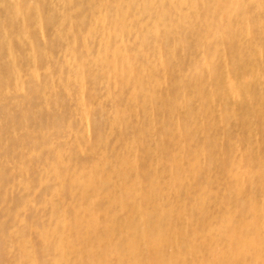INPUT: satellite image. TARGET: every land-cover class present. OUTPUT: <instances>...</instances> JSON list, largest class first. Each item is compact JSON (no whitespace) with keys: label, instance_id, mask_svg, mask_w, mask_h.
<instances>
[{"label":"rangeland","instance_id":"rangeland-1","mask_svg":"<svg viewBox=\"0 0 264 264\" xmlns=\"http://www.w3.org/2000/svg\"><path fill=\"white\" fill-rule=\"evenodd\" d=\"M119 1L0 0V49H2L0 50V87H2L0 88V152L3 153L5 149V155L0 154V177L1 174L5 177L3 186H0V264H28L20 261L22 253L19 241L23 238L22 236L28 238L27 242L32 250L35 264H73L75 258L70 257L71 252L68 249L66 253L69 256L66 257L63 252L65 258L61 261L52 248L58 241L56 240L58 235L53 234L45 238L42 233V230H47V228L50 234L57 233V230L63 229L59 223L64 219L68 229L62 234L66 232L68 237H72L74 242L72 250L84 256L79 264H88L85 253V243L89 232L85 228L87 226L85 223L88 219L94 222L93 231L98 236L96 241L104 240L111 247L114 243L120 244L121 258H124L122 261L127 264L129 263V249L126 242L122 240L124 237L121 233L128 228L129 219L135 220L140 229L146 232V237L140 236L135 241L137 258L143 264H148V262L149 264H235L232 259L233 254L229 251L225 254L220 252L228 241L226 235L229 229L224 225L228 216H232L238 224L236 239L237 245L241 247L242 257L240 260L242 263L238 264L259 263L258 257L261 255L259 246L264 240V228L260 227L264 225V0H138L136 3L128 0L123 9L125 11L129 8L133 12L126 13V16L122 15V18L118 20L115 15L117 11L121 12L116 9L120 4ZM10 4H17L18 7L17 15L19 16L16 15L14 20L11 17L13 12L9 8ZM68 12L70 15L67 16ZM34 16L36 18H33ZM60 20L64 26L60 24ZM36 22L39 24L38 27ZM30 27L32 31L29 30ZM147 27L148 29H145ZM163 27L167 29L164 31ZM56 30L58 34H55ZM87 31H90V36ZM115 32L119 34L115 35ZM85 36L89 37L83 43ZM65 37L67 40L64 39ZM105 43L111 44L105 45ZM14 48L16 51H13ZM106 51L107 53H103ZM99 52L106 55L104 57L108 60L110 59L109 69L101 62L98 63L100 61L97 59ZM115 54L120 56V59H117ZM131 55V66L133 67L131 74H133H130L124 85L119 76L110 75L112 74L110 69L117 59L120 62L117 70H121L123 60ZM77 57L82 61L77 60ZM84 59L88 61L86 67L89 66L86 71L80 73L82 76L78 77L80 80L77 84L71 76L77 74V66L83 64ZM100 65L103 67H99ZM34 69L38 73L36 78L31 75ZM41 72L47 74L44 75ZM64 75L67 76L64 77ZM9 76L12 79L8 80ZM42 83L44 86L46 83L49 84L45 92L47 102L39 95H32V87L34 85L43 86ZM142 84L148 90H140ZM56 90H59L58 95ZM50 91L53 92L50 93ZM86 92L88 97L85 95ZM132 93L136 96L139 95L136 93L140 95L145 93L147 95H144L145 98L141 96L144 104L142 105L140 101L138 104L129 101ZM17 96L19 99L16 98ZM111 97L112 99H109ZM60 98L61 101L64 100V104L59 100ZM154 99L157 100L153 101ZM100 100L103 102L101 103ZM112 101L115 102L111 103ZM79 104H84L91 113L86 121L80 118ZM73 107L74 110H72ZM46 109L49 110L50 116ZM121 111L125 112V117ZM10 112L12 114H9ZM34 113L37 115H33ZM53 121L59 127H53ZM39 122H43L46 126L49 125L50 131L46 140L41 137H28V132L38 127L41 124ZM120 122L122 129L119 128ZM185 126L191 128L190 139L184 135ZM75 134L77 137L74 136ZM55 135L59 136L56 138ZM36 138L39 140L37 141ZM59 138L60 141H58ZM24 140L26 141L23 142ZM57 141L59 149L56 145ZM38 142L39 148H37ZM160 146L165 149V157L159 149ZM167 151L173 152L174 157H169ZM48 154L50 158L47 157ZM30 155H37V157L32 158ZM55 155L62 158L64 166L56 163L51 167L50 163L57 158L53 157ZM52 157L55 159L53 160ZM162 157L164 160H170L168 161L170 165L173 158L178 161L180 181L173 179L177 167L164 166ZM96 162L102 166L107 163L106 167L104 166V172L100 171L102 172L100 180L95 179L99 184L98 195L94 191V185L86 189L94 194L93 200L90 201L86 199L81 186H72L71 180L76 177L84 181L82 180L84 176L92 174V165ZM57 171L63 174L64 186L56 179ZM21 176L22 179H20ZM154 176L157 177L156 189L151 196H148L149 183L151 177ZM20 183L24 185L21 186ZM20 187H24L25 191ZM56 188L60 189L59 196L53 192ZM129 191L138 192L137 201L133 203L126 199L123 204L121 199ZM139 204L141 210L136 209ZM2 206L6 207L2 208ZM239 206H241V211ZM145 212L148 221L143 224L141 218L142 213ZM162 214L168 216L162 220L165 225L162 236H157L153 228L161 219ZM109 215H112L110 220ZM3 216L6 218H2ZM113 220L117 225L111 228L110 233H106V227ZM31 227H33L32 230ZM194 232L197 235L193 236ZM243 232L248 233V239L240 238ZM40 234H42L41 237ZM172 240L175 244L171 243ZM79 246H81L80 249L83 247L82 251ZM188 248L192 251L187 252ZM95 252L98 257H102L98 251ZM175 252H178L179 257L182 258L179 262L173 260ZM262 256H264L263 251ZM118 262L111 248V251L106 256L104 255V264H118Z\"/></svg>","mask_w":264,"mask_h":264},{"label":"bare ground","instance_id":"bare-ground-1","mask_svg":"<svg viewBox=\"0 0 264 264\" xmlns=\"http://www.w3.org/2000/svg\"><path fill=\"white\" fill-rule=\"evenodd\" d=\"M5 1V0H4ZM13 1V0H12ZM65 1V0H64ZM69 1V0H68ZM94 1V0H93ZM118 1V0H117ZM138 0H131V2H133V3H136ZM171 1H173V0H171ZM182 1V0H181ZM242 1H244V0H242ZM11 2V1H10ZM52 2V1H51ZM55 2H56V0H55ZM90 2V1H89ZM99 2V1H98ZM101 2V1H100ZM126 2H128V0H120L119 1V5L116 7V9H119L121 12L120 13H118V11L116 12L117 13V15H115V16H117V18H118V20H119V18L121 17L122 18V15H125L126 13H130V12H133V10H130L127 6H126V9L127 10H125L124 11V5L126 4ZM151 2V1H150ZM184 2V1H183ZM186 2V1H185ZM2 3V2H1ZM4 3V2H3ZM19 3V2H18ZM64 2L62 1V4H63ZM102 4H103V2H101ZM133 3H132V5H133ZM180 3V2H179ZM54 4V3H53ZM58 4V3H57ZM71 4V3H70ZM73 4V3H72ZM102 4H101V6H102ZM140 4V3H139ZM153 4V3H152ZM257 4V3H256ZM17 5V4H16ZM16 5H12V4H10V6H9V8H10V10H12L11 12H13V13H11L12 14V19L14 20V17L17 15V13H18V7L16 6ZM104 5V4H103ZM143 5H144V3H143ZM181 5H182V3H181ZM30 6V5H29ZM35 6V5H34ZM54 6V5H53ZM58 6V5H57ZM260 6V5H259ZM39 7V6H38ZM55 7V6H54ZM63 7V6H62ZM106 7V6H105ZM104 7V9H106ZM258 7V6H257ZM262 7V6H261ZM102 8H103V6H102ZM101 8V9H102ZM260 8V7H259ZM24 9V8H23ZM138 9H139V5H138ZM20 10V9H19ZM30 10V9H29ZM35 10H36V8H35ZM40 10V9H39ZM63 10V9H62ZM97 10V9H96ZM144 10V9H143ZM258 10V9H257ZM55 11V10H54ZM53 11V12H54ZM73 11V10H72ZM71 11V12H72ZM76 11V10H75ZM78 11H79V8H78ZM98 11H99V9H98ZM109 11V10H108ZM124 11V13H122ZM261 11V10H260ZM60 12H62V11H60ZM102 12V11H101ZM135 12H136V10H135ZM179 12V11H178ZM263 12V11H262ZM22 13V12H21ZM29 13V12H28ZM37 13V12H36ZM41 13V12H40ZM69 13V12H68ZM100 13V12H99ZM105 12H103V14H104ZM110 13V12H109ZM162 13H164L165 14V12H162ZM26 14H27V12H26ZM35 14V13H34ZM42 14V13H41ZM72 14H73V12H72ZM108 14V13H107ZM36 15V14H35ZM53 15V14H52ZM59 15V14H58ZM64 16H65V14H63ZM67 16L68 15H70V13L69 14H66ZM99 15V14H98ZM101 15H102V13H101ZM17 16H19V15H17ZM37 16H38V14H37ZM92 16V15H91ZM95 16V15H94ZM126 16V15H125ZM124 16V17H125ZM140 17H141V15H139ZM248 16H249V14H248ZM27 17V16H26ZM42 17V16H41ZM70 17V16H69ZM68 17V19H71V18H69ZM84 17V16H83ZM97 17V16H96ZM99 17V16H98ZM97 17V18H98ZM123 17V18H124ZM21 18V17H20ZM32 18V17H31ZM33 18H36L35 16L33 17ZM32 18V19H33ZM63 18V17H62ZM117 18H115V19H117ZM137 18V17H136ZM139 18V17H138ZM6 19V18H5ZM4 19V20H5ZM25 19V18H24ZM96 19V18H95ZM102 19V18H101ZM110 19H112V18H110ZM26 20V19H25ZM25 20H24V22H25ZM37 20V19H36ZM35 20V21H36ZM62 20V19H61ZM60 20V21H61ZM65 20H66V18H65ZM99 21H101L100 19H98ZM105 20V19H104ZM122 20H124V19H122ZM147 20H149V19H147ZM7 21H8V19H7ZM33 21V20H32ZM38 21V20H37ZM43 21V20H42ZM96 21V20H95ZM105 21H107V20H105ZM129 21H130V19H129ZM13 22V21H12ZM11 22V23H12ZM29 22V21H28ZM27 22V23H28ZM52 22V21H51ZM66 22V21H65ZM64 22V23H65ZM72 22V21H71ZM104 22V21H103ZM125 21H123V23H124ZM148 22V21H147ZM19 23H21L20 21H19ZM37 23V22H36ZM74 23H75V21H74ZM81 23V22H80ZM106 23V22H105ZM116 23V22H115ZM128 23V22H127ZM154 23V22H153ZM246 23H248V21L246 22ZM261 23H262V21H261ZM264 23V22H263ZM13 24V23H12ZM60 24L62 25L63 23H62V21L60 22ZM94 24H95V22H94ZM101 24V23H100ZM34 25V24H33ZM38 23H37V27H38ZM75 25V24H74ZM102 25V24H101ZM115 25H117V23L115 24ZM114 25V26H115ZM140 25V24H139ZM142 25V24H141ZM3 26H4V23H3ZM15 26H17V25H15ZM29 26V25H28ZM35 26V25H34ZM58 26H60V25H58ZM63 26H64V24H63ZM63 26H62V30H63ZM107 26V25H106ZM111 26V25H110ZM122 26H124V25H122ZM143 26V25H142ZM250 26H253V25H250ZM259 26V25H258ZM13 26H11V28H12ZM41 27H42V25H41ZM54 27H56V26H54ZM94 26H92V28H93ZM96 27V26H95ZM19 28V27H18ZM27 28V27H26ZM33 28H35V27H33ZM103 28H104V26H103ZM103 28H102V30H103ZM107 28H108V26H107ZM110 28V27H109ZM116 28V27H115ZM125 28V27H124ZM164 28V27H163ZM252 28V27H251ZM3 29V28H2ZM13 29V28H12ZM54 29V28H53ZM56 29V28H55ZM74 29V28H73ZM94 29V28H93ZM92 29V30H93ZM114 29V28H113ZM112 29V30H113ZM141 29H142V27H141ZM145 29H148V27L147 28H145ZM167 29V28H166ZM165 28H164V31L166 30ZM171 29V28H170ZM170 29H169V31H170ZM6 30V29H5ZM29 30H31L32 31V29H31V27H30V29ZM59 30V29H58ZM78 30H80V29H78ZM109 30V29H108ZM130 30V29H129ZM7 31V33H8V30H6ZM31 31H30V34H31ZM37 31H38V29H37ZM45 31V30H44ZM115 31V30H114ZM147 31V30H146ZM250 31V30H249ZM4 32V31H3ZM14 32H15V30H14ZM69 32V31H68ZM67 32V33H68ZM71 32V31H70ZM80 32V31H79ZM88 32V31H87ZM90 32V31H89ZM88 32V33H89ZM94 32H95V30H94ZM98 32V31H97ZM108 32V31H107ZM113 32V31H112ZM112 32H110V34L112 33ZM251 32H252V30H251ZM40 33V32H39ZM87 33V34H88ZM99 33V32H98ZM105 33V32H104ZM116 33L117 34H119V32H115V35H116ZM164 33H166V32H164ZM247 33H248V29H247ZM4 34V33H3ZM55 34H58L57 33V30H56V33ZM73 34V33H72ZM109 34V33H108ZM107 34V35H108ZM32 35V34H31ZM69 35H70V33H69ZM74 35V34H73ZM84 35V34H83ZM89 36L91 35L90 33L88 34ZM103 35V34H102ZM101 35V36H102ZM105 35V34H104ZM112 35V34H111ZM137 35V34H136ZM248 35H249V33H248ZM253 35V34H252ZM4 36V35H3ZM11 36H13L12 34H11ZM14 36H16V35H14ZM41 36V35H40ZM45 36V35H44ZM63 36V35H62ZM67 36H68V34H67ZM89 36H85V39H84V42L83 43H85V41H87L86 39L89 37ZM108 36H110V35H108ZM118 36V35H117ZM251 36V35H250ZM46 37V36H45ZM82 37H84V36H82ZM13 38V37H12ZM21 38V37H20ZM59 38H60V36H59ZM68 38V37H67ZM109 38V37H108ZM166 38V37H165ZM7 39V38H6ZM5 39V40H6ZM16 39V38H15ZM64 39H66V37L64 38ZM82 39V40H83ZM92 39V38H91ZM94 39V38H93ZM105 39V38H104ZM116 39H117V37H116ZM123 39V38H122ZM122 39H121V42L123 43V41H122ZM158 39V38H157ZM17 40V39H16ZM23 40V39H22ZM32 40H33V38H32ZM36 40H37V37H36ZM60 40H61V38H60ZM67 40V39H66ZM71 40H73V39H71ZM75 40H76V38H75ZM98 40H100V39H98ZM19 41V40H18ZM47 41V40H46ZM62 42H63V40H61ZM78 41V40H77ZM101 41V40H100ZM107 41V40H106ZM109 41H110V39H109ZM164 41L167 43V40H165L164 39ZM207 41V40H206ZM1 42V41H0ZM25 42V41H24ZM67 42V41H66ZM65 42V43H66ZM74 42V41H73ZM73 42H72V44H73ZM120 42V43H121ZM6 42H4V44H5ZM13 43V42H12ZM34 43V42H33ZM37 43V42H36ZM78 43V42H77ZM8 44V43H7ZM72 44H70L71 46H72ZM99 44H100V42H99ZM107 44H111V43H105V45H107ZM124 44V43H123ZM1 45V44H0ZM19 45H20V43H19ZM62 45V44H61ZM67 45H69L68 43H67ZM118 45H121V44H118ZM118 45H117V47H118ZM13 46V45H12ZM21 46H23V45H21ZM28 46V45H27ZM108 46H111V45H108ZM107 46V47H108ZM124 46V45H123ZM2 47V46H1ZM23 47H26V46H23ZM67 47V46H66ZM65 47V48H66ZM105 47V46H104ZM106 47V48H107ZM112 47V46H111ZM125 47V46H124ZM158 47H161V46H159L158 45ZM258 47V46H257ZM43 48V47H42ZM41 48V49H42ZM73 48H74V46H73ZM100 48V47H99ZM98 48V49H99ZM109 48V47H108ZM223 48V47H222ZM36 49V48H35ZM59 49V48H58ZM62 49V48H61ZM76 49H77V44H76ZM105 49V48H104ZM109 49H111V48H109ZM260 49V48H259ZM0 50H2V49H0ZM16 51V49L14 48L13 49V51ZM45 50V49H44ZM68 50V49H67ZM69 50H71L70 48H69ZM74 50V49H73ZM81 50V49H80ZM85 50H86V48H85ZM107 50V49H106ZM113 50V49H112ZM118 50V49H117ZM26 51V50H25ZM63 51H64V49H63ZM82 51V50H81ZM89 51V50H88ZM99 51V50H98ZM105 51V50H104ZM107 51H109V50H107ZM107 51L106 52H103V53H107ZM115 51H116V49H115ZM75 52V51H74ZM119 52V51H118ZM159 52V51H158ZM162 52V51H161ZM261 52V51H260ZM259 52V53H260ZM15 53H17V52H15ZM43 53H45V52H43ZM81 53V52H80ZM86 53V52H85ZM109 53V52H108ZM120 53V52H119ZM123 53H127V52H123ZM224 53H225V49H224ZM262 53V52H261ZM37 54H38V52H37ZM40 54V53H39ZM65 54V53H64ZM63 54V55H64ZM68 54H69V52H68ZM67 54V55H68ZM71 54V53H70ZM77 54V53H76ZM87 54V53H86ZM111 54H112V52H111ZM117 54V53H116ZM115 54V55H116ZM121 54V53H120ZM160 54V53H159ZM19 55V54H18ZM52 55V54H51ZM61 54L59 53V56H60ZM98 57H97V59L98 60H100V61H98L96 58H93V59H96L97 61H98V63L99 62H101L107 69H109V65L111 64L109 61H110V59L108 60L106 57H104V56H106V55H103L102 54V52H99L98 54ZM99 55H101V56H99ZM103 55V56H102ZM16 56H17V54H16ZM39 56V55H38ZM48 57H49V54L47 55ZM58 56V57H59ZM78 57H79V53H78V55H77ZM88 56V55H87ZM92 56V55H91ZM117 56V55H116ZM167 56V55H166ZM18 57V56H17ZM65 57H67V56H65ZM77 57V58H78ZM80 57H82V56H80ZM90 57V56H89ZM104 57V58H103ZM118 57V58H117ZM116 58L117 59H120L119 57L120 56H117ZM132 55L130 56V57H127L126 59H124L123 60V62H122V65H121V70H117L119 67H118V64L120 63V62H118L117 61V59H115V61L116 62H114V64H113V67H112V69H110V71H111V73L112 74H110V75H115V76H119L120 77V79H122V81L124 82L123 84L125 85V83H126V81H127V79H128V77L130 76V74H131V72H132V69H133V67L131 66L132 65ZM253 57V56H252ZM261 57H262V55H261ZM41 58V57H40ZM44 58H45V56H44ZM92 58V57H91ZM160 58H162L161 56H160ZM172 58H173V56H172ZM224 58H225V55H224ZM223 58V59H224ZM19 59V58H18ZM52 58H50V60H51ZM65 59V58H64ZM67 59V58H66ZM70 59H72V57L70 58ZM85 59H87V58H85ZM84 59V60H85ZM77 60H79V58L77 59ZM81 60V59H80ZM79 60V61H80ZM88 60V59H87ZM87 60H85L84 61V63L83 64H81V65H79V66H77V69H78V72H77V74L74 76L73 74V76H71L73 79H74V82L75 83H77L78 84V81L80 80V78H79V80H78V77H80V76H82V75H80V73L82 72V71H86L87 70V67L89 66H87L86 67V64L88 63V61ZM114 60V59H113ZM30 61V60H29ZM82 61V60H81ZM93 61V60H92ZM255 61V60H254ZM5 62V61H4ZM31 62V61H30ZM29 62V63H30ZM39 62V61H38ZM160 62H161V60H160ZM256 62V61H255ZM254 62V63H255ZM22 63V62H21ZM21 63H19V65L21 64ZM66 63V62H65ZM93 63V62H92ZM97 63V62H96ZM226 63V62H225ZM256 64V63H255ZM22 65V64H21ZM29 65V64H28ZM63 65H65V64H63ZM67 65V64H66ZM65 65V66H66ZM92 65V64H91ZM161 65H162V63H161ZM95 67L97 66V64L96 65H94ZM111 66V65H110ZM262 66V65H261ZM7 67V66H6ZM22 67V66H21ZM48 67V66H47ZM63 67V66H62ZM91 67V66H90ZM99 67H101V65L99 66ZM103 67V66H102ZM101 67V68H102ZM25 68V67H24ZM29 69H30V67H28ZM38 68H39V66H38ZM94 68V67H93ZM46 69V68H45ZM51 69V68H50ZM61 69V68H60ZM68 69V68H67ZM92 69V68H91ZM90 69V70H91ZM98 69V68H97ZM254 69V68H253ZM9 70V69H8ZM21 70V69H20ZM26 70V69H25ZM24 70V71H25ZM89 70V69H88ZM257 70H258V68H257ZM23 71V72H24ZM40 71H41V69H40ZM51 71V70H50ZM58 71H60V70H58ZM26 72H27V70H26ZM33 73H31V75H32V77L33 78H36L37 77V75H38V73H37V70H33L32 71ZM101 72H103V71H101ZM41 73H43V72H41ZM68 73H70V71L68 72ZM260 73V72H259ZM9 74V73H8ZM44 75H46L47 73H43ZM49 74V73H48ZM83 74H84V72H83ZM91 74V73H90ZM133 74V73H132ZM131 74V75H132ZM2 75V74H1ZM30 75V73L28 74V76ZM8 76V75H7ZM48 76V75H47ZM65 76H67V75H64V77ZM94 76H96V75H94ZM5 77V76H4ZM21 77H22V74H21ZM85 77V76H84ZM165 77V76H164ZM6 78V77H5ZM24 78V77H23ZM27 78V77H26ZM30 78H31V76H30ZM42 78V77H41ZM45 78V77H44ZM47 78V77H46ZM9 79H12V77L10 78V76L8 77V80ZM50 79V78H49ZM48 79V80H49ZM55 79V78H54ZM58 79V78H57ZM64 79H66V78H64ZM86 79V78H85ZM93 79V78H92ZM96 79V78H95ZM94 79V80H95ZM109 79V78H108ZM1 80V79H0ZM25 80V79H24ZM34 80V79H33ZM72 80V79H71ZM116 80V79H115ZM2 81H3V79H2ZM37 81V80H36ZM43 81V80H42ZM110 82H111V80H109ZM109 81H108V83H109ZM6 82V81H5ZM11 82V81H10ZM115 82V81H114ZM34 83V82H33ZM116 83V82H115ZM27 84V83H26ZM43 84V83H42ZM52 84V83H51ZM60 84V83H59ZM65 84V83H64ZM107 84V83H106ZM6 85V84H5ZM11 85V84H10ZM9 85V86H10ZM61 85V84H60ZM72 85H73V83H72ZM100 85H101V83H100ZM13 86V85H12ZM28 86H29V84H28ZM33 86V85H32ZM59 86V85H58ZM62 86V85H61ZM65 86V85H64ZM78 86V85H77ZM95 86V85H94ZM115 86H117V85H115ZM115 86H114V88H115ZM49 87V84L48 83H46L45 84V86H44V84H43V86L42 85H40V86H36V85H34L33 87H32V89H33V92H32V95L33 94H35V95H39L40 96V98H43V99H45V101L47 102V100H46V98H45V92H47L46 90H47V88ZM50 87H51V85H50ZM86 87V86H85ZM0 88H2V87H0ZM31 88V87H30ZM30 88H28V89H30ZM65 88H66V86H65ZM75 88V87H74ZM108 88V87H107ZM32 89H30L31 91H32ZM86 89V88H85ZM142 89H147V87L145 86V85H141V87H140V90H142ZM79 90V89H78ZM115 90V89H114ZM148 90V89H147ZM49 91V90H48ZM63 91H64V88H63ZM73 91V90H72ZM1 92V91H0ZM51 92H53V91H50V93ZM57 92H59V90L57 91L56 90V93ZM74 92V91H73ZM92 92H94V91H92ZM91 92V93H92ZM30 93V92H29ZM64 93V92H63ZM72 93V92H71ZM88 93H89V90H88ZM97 93V92H96ZM96 93H94V94H96ZM101 93V92H100ZM111 93V92H110ZM48 94V93H47ZM52 94H54V93H52ZM51 94V95H52ZM66 94V93H65ZM122 94V93H121ZM136 94H139L138 96H136L135 94H133L132 93V95H131V97L128 99L129 101H131L132 103H139L138 101H140V103H142V105L144 104V101H143V99H142V97L141 96H143L144 97V95L145 96H147L145 93L144 94H142V95H140V93H136ZM149 95H150V93H148ZM30 96H31V94H29ZM28 95V96H29ZM57 95H58V93H57ZM87 97H88V95H87V92H86V94H85ZM6 96V95H5ZM67 96V95H66ZM74 96V95H73ZM112 96V95H111ZM115 96V95H114ZM154 96V95H153ZM1 97V96H0ZM7 97V96H6ZM9 97V96H8ZM52 97V96H51ZM57 97V96H56ZM59 97V96H58ZM79 97H81V96H79ZM115 97H117V96H115ZM149 97H151V96H149ZM10 98H13V97H10ZM16 98H18V96L16 97ZM22 98H24V97H22ZM26 98V97H25ZM53 98V97H52ZM64 98V97H63ZM70 98V97H69ZM145 98V97H144ZM5 99V98H4ZM8 99V98H7ZM19 99V98H18ZM29 99V98H28ZM32 99V98H31ZM66 99H68L67 97H66ZM109 99H112V97L111 98H109ZM116 99V98H115ZM118 99V98H117ZM39 100V99H38ZM50 100V99H49ZM60 101H61V98L59 99ZM76 100H77V98H76ZM79 100V99H78ZM87 100H88V98H87ZM90 100V99H89ZM88 100V101H89ZM94 100V99H93ZM102 100V99H101ZM100 100V101H101ZM103 100H105V99H103ZM151 100V99H150ZM157 99H154L153 101H156ZM160 100V99H159ZM26 101V100H25ZM28 101V100H27ZM51 101V100H50ZM59 101V102H60ZM63 101V104H64V100H62ZM61 101V102H62ZM87 101V102H88ZM116 101V100H115ZM115 101H112L111 103H113V102H115ZM117 101H124V100H117ZM1 102V101H0ZM18 102H20V101H18ZM90 102V101H89ZM103 101H101V103H102ZM3 103V102H2ZM1 103V104H2ZM6 103V102H5ZM31 103V102H30ZM55 103V102H54ZM68 103H69V101H68ZM72 103H74V102H72ZM98 103H99V101H98ZM62 104V103H61ZM88 104V103H87ZM19 105H20V103H19ZM23 105H24V103H23ZM22 105V106H23ZM44 105V104H43ZM46 105H47V103H46ZM69 105H70V103H69ZM80 105V104H79ZM96 105V104H95ZM1 106V105H0ZM13 106H16V105H13ZM21 106V107H22ZM30 106V105H29ZM45 106V105H44ZM74 107H75V105H73ZM91 106V105H90ZM97 106V105H96ZM116 106V105H115ZM152 106V105H151ZM12 107V106H11ZM20 107V106H19ZM74 107H73V109L72 110H74ZM81 107V108H80ZM80 107H78V108H80L81 109V116H80V118L83 120V121H86V120H88L89 119V117H90V112H89V110H87V107L84 105V104H81L80 105ZM95 107V106H94ZM98 107V106H97ZM42 108V107H41ZM91 108V107H90ZM51 109V108H50ZM57 107H56V111H57ZM60 109V108H59ZM94 109V108H93ZM92 109V110H93ZM118 109H120V107L118 108ZM138 109V108H137ZM1 110V109H0ZM7 110H8V108H7ZM38 110H39V106H38ZM38 110H36V112L38 111ZM42 110V109H41ZM40 110V111H41ZM71 110V109H70ZM105 110V109H104ZM11 111V110H10ZM22 111H24V110H22ZM26 111V110H25ZM32 111V110H31ZM35 111V110H34ZM46 111H48L49 112V110H47L46 109ZM100 111H101V105H100ZM110 111V110H109ZM113 111V110H112ZM152 111V110H151ZM3 112V111H2ZM7 112V111H6ZM14 112V111H13ZM73 111H71V113H72ZM105 112V111H104ZM116 112H118V110H116ZM116 112H115V114H116ZM121 112H123V111H121ZM137 112V111H136ZM3 113H5V112H3ZM2 113V114H3ZM16 113V112H15ZM26 113V112H25ZM42 113V112H41ZM60 113V112H59ZM76 113V112H75ZM77 113H78V111H77ZM76 113V114H77ZM109 113H111V112H109ZM109 113H108V116H109ZM113 113V112H112ZM124 113V117H125V112H123ZM152 113H154V112H152ZM9 114H12L11 112L9 113ZM36 113H34L33 115H35ZM50 114V112L48 113V115ZM121 114V113H120ZM5 115V114H4ZM29 115V114H28ZM37 115V114H36ZM56 115V114H55ZM62 115V114H61ZM65 115V114H64ZM114 115V114H113ZM11 116V115H10ZM50 116V115H49ZM57 116V115H56ZM63 116V115H62ZM69 116H70V114H69ZM120 116V115H119ZM153 116V115H152ZM4 117V116H3ZM21 117V116H20ZM36 117V116H35ZM72 118H73V116H71ZM78 116H76V118H77ZM114 117V116H113ZM5 118V117H4ZM12 118V117H11ZM27 118V117H26ZM33 118V117H32ZM37 118V117H36ZM35 118V119H36ZM48 118V117H47ZM55 118V117H54ZM76 118H75V121H76ZM79 118V119H80ZM115 118V117H114ZM114 118H113V120H114ZM117 118V117H116ZM122 118H123V114H122ZM178 118V117H177ZM39 120H40V118H38ZM61 119H62V117H61ZM64 119V118H63ZM62 119V120H63ZM130 119V118H129ZM19 120H20V118H19ZM38 120V121H39ZM54 120V119H53ZM58 120V119H57ZM73 120V119H72ZM91 120V119H90ZM8 121V120H7ZM14 121V120H13ZM64 121V120H63ZM115 121H117V120H115ZM119 121H121V120H119ZM179 120H177V123H179L178 122ZM20 122H22V120L20 121ZM112 122V121H111ZM126 122V121H125ZM124 122V123H125ZM8 123V122H7ZM30 123V122H29ZM28 123V124H29ZM39 123H41L38 127H36V128H34V130H32V131H29L28 132V137L30 138L31 136H35V137H41V138H45L44 140H46L47 138H48V133H49V131H50V129H49V125L48 126H46V125H44L43 124V122H39ZM53 124V127L54 126H56V124H54V121L52 122ZM63 123H65V122H63ZM66 123H67V120H66ZM65 123V124H66ZM72 123V122H71ZM91 123V122H90ZM115 123V122H114ZM154 123V122H153ZM36 124H37V122H36ZM47 124H48V122H47ZM105 124V123H104ZM111 124V123H110ZM113 124V123H112ZM126 124V123H125ZM125 124H124V127H125ZM17 125V124H16ZM59 125V124H58ZM64 125V124H63ZM86 125V124H85ZM115 126H116V124H114ZM121 122H120V126H119V128L121 127ZM179 125V124H178ZM32 126H33V124H32ZM69 126H71V125H69ZM127 126V125H126ZM135 126V125H134ZM157 126H159V125H157ZM18 127V126H17ZM20 127V126H19ZM24 127V126H23ZM28 127H30V126H28ZM57 127H59V126H56L55 128H57ZM66 128H67V126H65ZM78 127H79V125H78ZM136 127V126H135ZM178 127H180V126H178ZM186 127V126H185ZM51 128V127H50ZM127 128V127H126ZM125 128V129H126ZM16 129H19V128H16ZM78 129V128H77ZM76 129V130H77ZM121 129H122V127H121ZM178 129V128H177ZM180 129V128H179ZM20 130V129H19ZM67 130H69V128L67 129ZM71 130V129H70ZM120 130V129H119ZM154 130H155V128H154ZM4 131V130H3ZM57 131H58V129H57ZM61 131H62V128H61ZM91 131V130H90ZM120 131H122V130H120ZM179 131V130H178ZM190 131H191V128H189V127H186V128H184L183 129V132H184V135H185V137L187 138V139H190V137H191V135H190ZM58 132H60V131H58ZM78 132V131H77ZM180 132H181V130H180ZM101 133V132H100ZM121 133V132H120ZM125 133H126V131H125ZM22 134V133H21ZM26 134V136H27V132L25 133ZM78 134V136H79V133H77ZM86 134V133H85ZM111 134H113V133H111ZM53 136V135H52ZM56 136H59V135H55V137ZM74 136H76L77 137V135L75 134ZM82 136H83V134H82ZM111 136H113V135H111ZM142 136V135H141ZM21 137H22V135H21ZM25 137V136H24ZM63 137V136H62ZM80 137V136H79ZM78 137V138H79ZM98 137H100V136H98ZM97 137V138H98ZM101 137H102V135H101ZM193 137V136H192ZM8 138V137H7ZM36 138V139H37ZM57 138V137H56ZM64 138V137H63ZM75 138V137H74ZM81 138V137H80ZM80 138H79V143L81 144V142H80ZM111 138V137H110ZM35 139V138H34ZM83 139V138H82ZM92 139V138H91ZM22 140V139H21ZM39 139H37V141H38ZM49 140V139H48ZM47 140V141H48ZM51 141H52V139H50ZM49 140V141H50ZM62 140V139H61ZM65 140V139H64ZM88 140V139H87ZM100 140H102V139H100ZM119 140V139H118ZM15 141V140H14ZM26 140H24L23 142H25ZM41 141V140H40ZM58 141H60V138H59V140ZM56 142V145H57V143H59V142ZM63 141V140H62ZM75 141V140H74ZM78 141V140H77ZM82 141V140H81ZM84 141V140H83ZM107 141H109V139L107 140ZM44 142H46V141H44ZM67 142V141H66ZM66 142H62L63 144L64 143H66ZM85 142V141H84ZM98 142H99V139H98ZM102 142H103V140H102ZM128 142V141H127ZM126 142V143H127ZM132 142V141H131ZM175 142V141H174ZM11 143V142H10ZM27 143V142H26ZM49 143V142H48ZM55 143V142H54ZM76 143V142H75ZM93 143V142H92ZM107 143V142H106ZM125 143V144H126ZM28 144V143H27ZM51 144V143H50ZM68 144V143H67ZM88 144V143H87ZM95 144V143H94ZM24 145V144H23ZM22 145V146H23ZM46 145H49V144H46ZM74 145H76V144H74ZM107 145V144H106ZM116 145V144H115ZM132 145H133V143H132ZM27 146V145H26ZM36 146V145H35ZM63 146V145H62ZM65 146V145H64ZM63 146V147H64ZM68 146V145H67ZM79 146H81V145H79ZM83 146V145H82ZM85 146H87V145H85ZM100 146H101V144H100ZM125 146H127V145H125ZM21 147V146H20ZM28 147V146H27ZM40 146H39V142H38V147L37 148H39ZM56 147V146H55ZM57 147H58V145H57ZM88 147V146H87ZM7 148V147H6ZM37 148H35V149H37ZM67 148V147H66ZM71 148V147H70ZM58 149H59V147H58ZM87 149V148H86ZM95 149V148H94ZM159 149H160V151H161V153L163 154V156H164V154H166V152H165V149L162 147V146H160L159 147ZM24 150V149H23ZM27 150H28V148H27ZM34 150V149H33ZM55 150V149H54ZM81 150V152H83V150L82 149H80ZM28 151H30V149L28 150ZM56 151V150H55ZM62 152H63V150H61ZM79 151V150H78ZM77 151V152H78ZM22 152V151H21ZM26 152V151H25ZM24 152V153H25ZM52 152V151H51ZM85 152H86V150H85ZM3 153H4V155H5V149H4V151H3ZM3 153H1L0 152V154H3ZM23 153V152H22ZM32 154H33V151L31 152ZM31 153H29V154H31ZM47 153V152H46ZM64 153V152H63ZM93 153V152H92ZM103 153V152H102ZM137 153V152H136ZM135 153V154H136ZM65 154V153H64ZM63 154V155H64ZM68 154V153H67ZM70 154H71V152H70ZM73 154V153H72ZM91 154V153H90ZM105 154V153H104ZM106 154H107V152H106ZM3 155V156H4ZM21 155V154H20ZM28 155V154H27ZM66 155V154H65ZM78 155H81V154H78ZM140 155V154H139ZM167 155L170 157L171 156V158L172 157H174V154H173V152H168L167 151ZM177 155V154H176ZM37 157V155H30V157H32V158H36ZM47 156V155H46ZM8 157V156H7ZM13 156H11V158H12ZM23 157V156H22ZM24 157H26V156H24ZM29 157V156H28ZM45 157V156H44ZM48 158H50V156H49V154H48V156H47ZM53 157H57L56 158V160L54 161V162H51L50 164L52 165L51 167H53L54 165H56V163H58V164H62L63 166H64V162H63V160H62V158L60 157V156H58V155H55V156H53ZM52 157V158H53ZM69 157H71V156H69ZM135 157H136V155H135ZM134 157V158H135ZM165 157V156H164ZM164 157H162V161L164 162V166H176L177 167V165H178V161H176L174 158H173V161L171 162V165H170V162H168V161H170V160H164ZM3 158V157H2ZM10 158V157H9ZM136 158H138V157H136ZM55 158H53V160H54ZM3 160V159H2ZM21 160V159H20ZM44 160V159H43ZM71 160H72V158H71ZM10 161V160H9ZM9 161H7V163L9 162ZM37 161H38V159H37ZM48 161V160H47ZM144 161V160H143ZM142 161V162H143ZM0 162H1V160H0ZM14 162H16V161H14ZM29 162V161H28ZM41 162V161H40ZM125 162V161H124ZM124 162H122V163H124ZM135 162V161H134ZM136 162H137V159H136ZM17 163V162H16ZM68 163V162H67ZM107 163V162H106ZM106 163H105V165H106ZM18 164V163H17ZM29 164V163H28ZM35 164H36V162H35ZM39 164V163H38ZM135 164H137V163H135ZM21 165V164H20ZM37 165V164H36ZM46 165H47V162H46ZM104 165V166H105ZM132 165V164H131ZM41 166V165H40ZM104 166H102L100 163H94L93 165H92V170H91V172H92V174L89 176V175H86V176H84V179H82V180H84V181H80V179H78V178H73L72 180H71V185L72 186H74V185H80L81 186V188H82V190L85 192V196H86V199H88V200H93V198L94 197H92V196H94V194L92 193V192H88V190H86V189H88V186H91V185H94V191L97 193V195H98V193H99V184H97V182L95 181V179H99L100 178V175L102 174V172L100 173V171H103L104 172V170H105V167ZM50 167V166H49ZM59 167V166H58ZM62 167V166H61ZM26 168H29V166L27 167L26 166ZM150 169V168H149ZM50 170V169H49ZM48 170V171H49ZM55 170V169H54ZM56 171V170H55ZM179 172H180V169H179V167H177V171L175 172V175H174V177H173V179L174 180H179L180 181V175H179ZM43 173V172H42ZM84 173H85V171H84ZM84 173H83V175H84ZM27 174H29V173H27ZM50 174V173H49ZM56 175V179H57V181H59V183L60 184H63V186H64V182L62 181L63 180V174L61 173V172H56L55 173ZM130 174V173H129ZM54 175V174H53ZM107 175H108V173H107ZM110 175V174H109ZM17 176V175H16ZM45 176H46V174H45ZM111 176V175H110ZM124 176H125V173H124ZM128 176V175H127ZM127 176H126V178H127ZM108 177V176H107ZM3 178H5L4 177V175L3 174H1V177H0V186H3ZM28 178H29V176H28ZM46 178V177H45ZM49 178V177H48ZM66 178V177H65ZM19 179V178H18ZM20 179H22V176H21V178ZM55 180V179H54ZM100 180V179H99ZM109 180H110V178H109ZM46 181V180H45ZM44 181V182H45ZM56 181V180H55ZM103 181V180H102ZM156 182H157V177L156 176H154V177H151V180H150V183H149V188H148V196H151L153 193H154V190L156 189ZM31 183V182H30ZM47 183V182H46ZM5 184V183H4ZM105 184V183H104ZM183 184V183H182ZM16 185V184H15ZM20 185L21 186H23L21 183H20ZM45 185V184H44ZM54 185H55V183H54ZM54 185H52V186H54ZM59 185V184H58ZM5 186V185H4ZM17 186V185H16ZM19 186V185H18ZM33 186V185H32ZM56 186V185H55ZM15 187V186H14ZM5 188V187H4ZM11 188H12V186H11ZM19 188V187H18ZM21 188V187H20ZM35 188V187H34ZM54 188V187H53ZM21 189H24V187L23 188H21ZM36 189H38V188H36ZM64 189V188H63ZM91 189H93V188H91ZM1 190V189H0ZM11 190V189H10ZM60 189H58V188H56L55 189V191H53L54 193H57V195H58V191H59ZM78 190V189H77ZM86 190V191H85ZM180 190V189H179ZM12 191H14V190H12ZM11 191V192H12ZM20 192H21V190H19ZM18 191V192H19ZM24 191H25V189H24ZM93 191V192H94ZM17 192V193H18ZM19 192V193H20ZM35 192V191H34ZM37 192V191H36ZM35 192V193H36ZM44 192V191H43ZM19 193H18V196H20L19 195ZM23 193V192H22ZM11 194V193H10ZM24 194H26V193H24ZM23 195V194H22ZM36 195V194H35ZM50 195V194H49ZM49 195H47V196H49ZM54 195V194H53ZM60 195V194H59ZM58 195V196H59ZM26 196V195H25ZM56 196V195H55ZM117 196V195H116ZM10 197H11V195H10ZM44 197H45V195H44ZM46 198V197H45ZM44 198V199H45ZM54 198V197H53ZM137 198H138V192L137 191H129V192H126L125 194H124V196H123V198L121 199V202L123 203V202H125L126 201V199L128 200H130L131 202H136L137 201ZM147 198V197H146ZM20 199H21V197H20ZM56 199V198H55ZM116 199V198H115ZM115 199H113V201L115 200ZM36 200V199H35ZM99 200V199H98ZM118 200V199H117ZM45 202V201H44ZM53 202V201H52ZM83 202V201H82ZM9 203V202H8ZM46 203V202H45ZM96 202H94V204H95ZM120 203V202H119ZM12 204V203H11ZM23 204V203H22ZM36 204V203H35ZM42 204V203H41ZM124 204V203H123ZM20 205V204H19ZM30 205V204H29ZM43 205H45V204H43ZM28 205L26 204V207H27ZM39 206H41V205H39ZM60 206H61V204H60ZM59 206V207H60ZM136 206H138V204H136ZM4 206H2V208H3ZM6 207V206H5ZM4 207V208H5ZM20 207V206H19ZM25 207V206H24ZM32 207V206H31ZM34 207V206H33ZM42 207V206H41ZM44 207V206H43ZM47 207V206H46ZM191 207H192V205H191ZM35 208V207H34ZM107 208H109V207H107ZM140 209L141 207H140V204H139V207H137L136 209ZM184 208V207H183ZM186 208V207H185ZM239 208V210L241 209V206H239L238 207ZM36 209V208H35ZM59 209H61V208H59ZM53 210H54V208H53ZM52 210V211H53ZM141 210V209H140ZM173 210V209H172ZM11 211V210H10ZM241 211V210H240ZM25 212V211H24ZM87 212V211H86ZM4 213V212H3ZM2 213V214H3ZM5 214V213H4ZM11 214H12V212H11ZM108 214H110V213H108ZM118 214H120V212L118 213ZM133 214V213H132ZM16 215V214H15ZM18 215V214H17ZM62 215H63V212H62ZM99 215H101V214H99ZM6 216V215H5ZM5 216H3L2 218H6ZM11 216V215H10ZM22 216V215H21ZM98 216V215H97ZM134 216V215H133ZM168 216V215H167ZM167 216H165V214H162V217H161V219H159L158 221H157V223L154 225V230L156 231V233H157V236H162V233L164 232V228H165V225L162 223V220L163 219H165V218H167ZM181 216V215H180ZM14 217V216H13ZM61 218H63V217H61ZM66 218V217H65ZM108 218H109V220H110V218L112 219V215H109L108 216ZM25 219V218H24ZM101 219V218H100ZM114 219H115V216H114ZM4 220V219H3ZM13 220V219H12ZM12 220H11V222H12ZM22 220V219H21ZM62 220V219H61ZM263 220H264V217H263ZM6 221V220H5ZM58 221V220H57ZM148 221V219H147V216H146V212L145 213H142V218H141V222L143 223V224H145V222H147ZM262 221V220H261ZM11 222H10V224H11ZM19 222V221H18ZM18 222H16V223H18ZM38 222V221H37ZM59 222V221H58ZM141 222H139V223H141ZM263 222V221H262ZM262 222H260V223H262ZM3 223H4V221H3ZM26 223V222H25ZM128 223H129V225H127V229H126V231H123L122 233H121V235H123V237H124V239H122L124 242H126V245H127V247H128V249H129V263L128 264H143L142 262H140V260L137 258L138 257V255H137V251H136V244H135V241L140 237V236H143V237H146V232L144 231V230H142V229H140V227H139V225H138V223H136V221L135 220H133V219H129L128 220ZM2 224V223H1ZM93 224H94V222H92L91 220H87V222L85 223V228H87V230H89V232H88V237L86 238V243H85V245H86V249H85V253H86V257H87V262H88V264H104V255L106 256L107 255V253L109 252V251H111V248H112V250L114 251V254L116 255V257H117V260H119V262H118V264H127V263H124L122 260L124 259H122L121 258V245L120 244H118V243H114L113 245H112V247H111V245L109 244H107V242L106 241H104V240H99V241H96V240H98V236H97V234L96 233H94V231H93ZM148 224V223H147ZM170 224H171V222H170ZM3 225V224H2ZM22 225V224H21ZM20 225V226H21ZM36 225H37V223H36ZM56 225H58L57 223H56ZM59 225H61L62 226V228L64 229H61V230H57L56 232L57 233H51L50 234V232L48 231V228H47V230H42V233H43V236L45 237V238H48L49 236H51V235H53V234H57L58 235V238H56V240H58L53 246H52V248L54 249V251L57 253V256H59V259H61V261L65 258L64 257V255H63V252H65V255H66V257L67 256H69V254L68 253H66V251H67V249L69 250V252H71V255H70V257L72 256H74V262H73V264H79V261H81V259H83L84 258V256H83V254L81 255V254H77V252H75V250H72L73 248H74V246H73V241H72V237L70 238V237H68L67 235H66V232H64L63 234H62V232L63 231H65V230H67L68 229V225H67V222H65V219H64V221L62 220V222H60L59 223ZM117 225V223L113 220V221H110V223H109V225L106 227V233H110L111 232V230L113 229L112 227H114L115 228V226ZM224 225H226V227H227V229H229V232L227 233V237H228V241H227V243H226V245H225V247L224 248H222L221 249V253L222 254H225L226 252H230L231 254H233V256H232V259H233V262L235 263V264H238L239 262L240 263H242L240 260L242 259V257H241V253H240V250H241V247L240 246H238L237 245V239H236V236H237V230H238V224H237V222L235 221V219L232 217V216H228L226 219H225V221H224ZM260 225V224H259ZM34 226V225H33ZM43 226V225H42ZM140 226H141V224H140ZM55 227H57V226H55ZM65 227V228H64ZM261 228L263 227L264 228V225L263 226H260ZM2 228V227H1ZM112 228V229H111ZM141 228H143V227H141ZM175 228V227H174ZM187 228V227H186ZM19 229V228H18ZM21 229V228H20ZM30 229V228H29ZM33 229V227H31V230ZM69 229L71 230V228L69 227ZM144 229V228H143ZM213 229V228H212ZM211 229V230H212ZM11 230V229H10ZM115 230V229H114ZM9 231V230H8ZM21 231V230H20ZM35 230H33V232H34ZM39 231V230H38ZM61 231V233H59ZM173 231H175V229L173 230ZM172 231V232H173ZM10 233H11V231H9ZM77 232H78V229H77ZM176 232H178V230L176 231ZM14 233V232H13ZM29 233V232H28ZM36 233V232H35ZM168 233V232H167ZM174 233V232H173ZM2 234V233H1ZM16 234H17V232H16ZM67 234H68V232H67ZM194 234H196L195 232L193 233V236H195ZM27 235V234H26ZM70 235V234H69ZM197 235V234H196ZM42 236V234H40V237ZM4 237V236H3ZM17 237V236H16ZM23 238L21 239V241H19V245H20V248H21V258H20V261L22 260V261H24V262H26V263H28V264H35V262H34V259H33V256H32V250H31V248H30V246H29V244H28V242H27V239L24 237V236H22ZM44 237H43V239H44ZM56 237V236H55ZM77 237H78V235H77ZM122 237V236H121ZM142 237V238H143ZM8 238V237H7ZM19 238V237H18ZM240 238H242L243 240L244 239H248V233H244L243 232V234L240 236ZM6 239V238H5ZM12 239V238H11ZM11 239H9L10 240V242H11ZM14 239H15V237H14ZM51 239V238H50ZM105 239V238H104ZM120 239V238H119ZM174 239V238H173ZM184 239V238H183ZM183 239H182V242H183ZM239 239V238H238ZM7 240V239H6ZM13 240V239H12ZM19 240V239H18ZM145 240H146V238H145ZM175 240V239H174ZM174 240H172V242L171 243H174ZM120 241V240H119ZM144 241V240H143ZM178 241V240H177ZM176 241V242H177ZM8 242V241H7ZM18 242V241H17ZM182 242L180 243V244H182ZM9 243V242H8ZM184 243V242H183ZM10 244V243H9ZM11 244H12V242H11ZM175 244V243H174ZM177 244V243H176ZM189 244V243H188ZM194 244V243H193ZM261 244V246H259L260 247V250H261V255L258 257V262L259 263H257V264H264V256H262V251L264 252V240L260 243ZM44 245H45V247H47L46 246V241H44ZM172 245V244H171ZM178 245V244H177ZM177 245H175V247L177 246ZM184 245H185V243H184ZM191 245V244H190ZM13 246V245H12ZM146 246V245H145ZM183 246V245H182ZM80 247L81 246H79V249H80ZM258 247V248H259ZM83 248V247H82ZM82 248L80 249V251H82ZM171 248H172V246H171ZM179 248H182L183 249V247H179ZM12 249V248H11ZM14 249V248H13ZM32 249H33V247H32ZM71 249V250H70ZM76 249H77V247H76ZM148 249V248H147ZM163 249V248H162ZM172 250V249H171ZM188 251L187 252H189V251H192V249L191 248H188L187 249ZM231 250H233V251H231ZM10 251V250H9ZM79 251V252H80ZM95 251H98L99 253H100V255L102 256L101 258L100 257H98L97 255H96V252ZM106 251H107V253H106ZM163 251H164V249H163ZM180 251V250H179ZM182 251V250H181ZM34 252V251H33ZM153 252V251H152ZM205 252V251H204ZM208 252V251H207ZM81 253V252H80ZM171 253V252H170ZM194 253H195V249H194ZM9 254H11V253H9ZM35 254V253H34ZM68 254V255H67ZM147 254H148V252H147ZM154 254V253H153ZM161 254V253H160ZM162 254H163V252H162ZM174 254V256H173V260H175V261H180V259L182 260V258H180L179 257V255H178V252H175V253H173ZM191 254V253H190ZM198 254V253H197ZM196 254V255H197ZM199 254H200V252H199ZM149 255H150V253H149ZM155 256V255H154ZM159 256V255H158ZM162 256V255H161ZM224 256V255H223ZM222 256V257H223ZM235 256V257H234ZM69 257V258H70ZM185 257V256H184ZM188 257V256H187ZM198 257H199V255H198ZM254 258V257H253ZM36 259V258H35ZM161 259H162V257H161ZM184 259V258H183ZM187 259V258H186ZM255 259V258H254ZM70 260V259H69ZM198 260V259H197ZM60 261V262H61ZM67 262H68V260H66ZM70 261H72V260H70ZM121 261H122V263H121ZM184 261V260H183ZM188 262V261H187ZM54 263H55V261H54ZM64 263V262H63ZM151 263V262H150ZM190 263V262H189ZM213 263V262H212ZM222 263V262H221ZM59 264V263H58ZM60 264H62V263H60ZM148 264H149V262H148ZM165 264V263H164ZM169 264V263H168ZM177 264V263H176Z\"/></svg>","mask_w":264,"mask_h":264}]
</instances>
